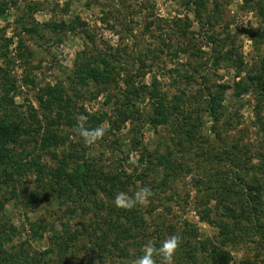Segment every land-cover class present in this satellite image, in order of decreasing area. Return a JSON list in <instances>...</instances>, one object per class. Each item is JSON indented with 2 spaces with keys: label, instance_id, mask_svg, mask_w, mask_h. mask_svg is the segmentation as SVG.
<instances>
[{
  "label": "rangeland",
  "instance_id": "374dc122",
  "mask_svg": "<svg viewBox=\"0 0 264 264\" xmlns=\"http://www.w3.org/2000/svg\"><path fill=\"white\" fill-rule=\"evenodd\" d=\"M100 60L106 82L76 76ZM262 69L264 0H0V107L25 155L0 166V264H132L170 236L173 264H264ZM89 118L104 129L90 145L76 131ZM58 165L142 183H94L79 202L53 186ZM143 187L132 225L113 199Z\"/></svg>",
  "mask_w": 264,
  "mask_h": 264
},
{
  "label": "trees",
  "instance_id": "16d2710c",
  "mask_svg": "<svg viewBox=\"0 0 264 264\" xmlns=\"http://www.w3.org/2000/svg\"><path fill=\"white\" fill-rule=\"evenodd\" d=\"M92 66H90L88 63L82 64L77 71V75L79 76L78 78L81 79H92V80H97L99 79L101 82H106V79L108 80L109 74L105 70V65L106 61L100 60L99 64L102 66V68L98 65L95 64V61L92 62ZM100 68V70L98 69ZM264 69L261 71H258L257 74L255 75V85L257 84L258 86H261L264 90ZM249 82H252V77L249 78ZM250 83H247L246 81H240L239 83H236L235 85V90L238 93L244 92L247 90L249 87ZM221 101V95L216 94L209 100V107L211 110H215L218 105H220ZM8 104V103H7ZM162 102L158 101L155 106H154V112L161 116L162 119L164 118V111L162 108ZM0 106H1V97H0ZM6 106V105H4ZM9 115L6 110L2 111L0 107V166H4L5 168H12L14 172H19V168L21 167V161L22 157L25 156L22 151L17 152L16 150L11 151L7 147V144L9 143H17L18 139L21 136V131L22 127L19 125H15L14 123L9 121ZM119 120H124L128 119V116L125 117V114H122L121 111L119 114L116 115ZM124 116V117H121ZM156 117H154L155 119ZM89 122H91V127L90 129H95V127H98V122L100 120L97 119H88ZM97 124V125H96ZM95 126V127H94ZM40 142L42 146H50V144L56 143L57 140L55 139V134L53 135L52 133L49 132H43L41 135ZM55 174H54V187L57 186V184H60V182H63L62 187H60L58 190L59 192H64V190L72 192L73 190L76 192V196L79 199L78 201L82 202L88 194H93L94 191V183L99 184V187L101 188V184H109L106 189L103 187L102 189L108 193L109 195H113V190L118 186H124V185H133L135 186L137 182H141L142 180L139 175H129L125 171H120L121 174H108L106 177L103 179H100L98 176H93L92 172L89 171L88 165L83 168V171L80 173L79 167H76L75 169L71 170L70 172H67L64 170L63 166L58 165L55 169ZM8 177H11L10 175ZM247 195H249V198H254L258 196L262 190H260L259 186H249L247 189ZM57 193V192H56ZM58 196L56 198H59V194L57 193ZM133 209V210H132ZM132 209H127V208H122L121 211H119L118 216H128V213L131 214L129 211L132 210V215H131V220L129 221V217L126 219L128 222H132V225L135 224L136 220L140 218L141 215H139V211L136 210L135 208ZM123 210V211H122ZM117 216V217H118ZM121 231V232H120ZM117 235H121L123 230L117 229L115 231ZM1 251V250H0ZM3 252V251H1ZM7 259H4L6 261Z\"/></svg>",
  "mask_w": 264,
  "mask_h": 264
},
{
  "label": "clouds",
  "instance_id": "9594fccd",
  "mask_svg": "<svg viewBox=\"0 0 264 264\" xmlns=\"http://www.w3.org/2000/svg\"><path fill=\"white\" fill-rule=\"evenodd\" d=\"M76 131L82 137L83 142L89 145L96 142L104 133V129L101 127L88 130L82 126H78ZM150 195V190L143 187L131 195L125 192L117 193L113 199V203L117 207L133 208L146 203ZM179 243V238L176 236L164 239L158 246L149 241L143 246L142 253L135 257L132 264H157L156 257H159V264H173V258Z\"/></svg>",
  "mask_w": 264,
  "mask_h": 264
}]
</instances>
